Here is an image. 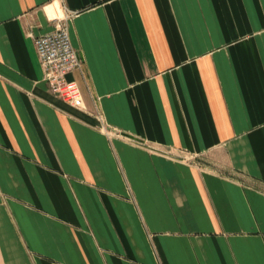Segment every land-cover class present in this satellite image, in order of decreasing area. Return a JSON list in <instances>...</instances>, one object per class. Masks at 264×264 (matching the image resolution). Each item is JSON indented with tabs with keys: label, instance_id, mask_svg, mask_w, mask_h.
<instances>
[{
	"label": "crops",
	"instance_id": "crops-1",
	"mask_svg": "<svg viewBox=\"0 0 264 264\" xmlns=\"http://www.w3.org/2000/svg\"><path fill=\"white\" fill-rule=\"evenodd\" d=\"M0 264H264V0H0Z\"/></svg>",
	"mask_w": 264,
	"mask_h": 264
},
{
	"label": "built area",
	"instance_id": "built-area-1",
	"mask_svg": "<svg viewBox=\"0 0 264 264\" xmlns=\"http://www.w3.org/2000/svg\"><path fill=\"white\" fill-rule=\"evenodd\" d=\"M35 47L51 92L68 104L83 108L78 84L67 80V75L80 70L83 64L71 43L67 25H58L54 31L36 37Z\"/></svg>",
	"mask_w": 264,
	"mask_h": 264
}]
</instances>
